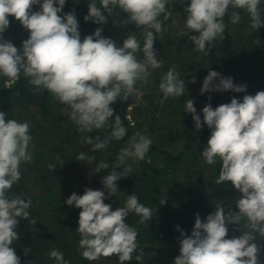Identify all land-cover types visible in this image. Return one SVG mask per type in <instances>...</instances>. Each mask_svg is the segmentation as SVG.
<instances>
[{
	"label": "clouds",
	"instance_id": "obj_1",
	"mask_svg": "<svg viewBox=\"0 0 264 264\" xmlns=\"http://www.w3.org/2000/svg\"><path fill=\"white\" fill-rule=\"evenodd\" d=\"M178 2L185 5L186 14L184 29L178 35L197 33L189 38L195 45L194 50L205 54H208L206 48L214 46V41L225 39L226 15H230L232 24H238L239 10H243L248 13L253 29L264 25L261 0ZM168 3L169 0H100L98 7L92 0L85 22L105 24L107 16L118 15L119 9L127 16L125 24L141 30L142 44L135 34H130L122 39L121 45L104 37L102 27L81 40L75 10L59 15L66 0H43L42 3L41 0H0V76L7 78L5 88L10 89L22 73L35 91L47 90L54 100L66 106V111L70 109L68 119L79 132L92 133L107 126L110 132L103 138L86 136L83 140L92 146V152L106 149L113 140L120 141L127 135L119 115H115L114 124H109L114 116L111 105L118 99L140 95L137 83L147 85L150 69L163 65L154 43L164 31L159 18L163 15L167 20L172 15ZM34 5H39L38 11H33ZM230 8L233 11L229 14ZM10 16L30 33L22 48L4 38L10 27ZM138 53L143 54V59H137ZM190 83H196L195 76ZM159 91L163 93L161 104L170 97L186 94L185 81L179 78L175 67L162 76ZM225 91L243 93L247 86L234 84L232 77L210 70L200 89L201 95ZM194 103L193 99H187L184 112L192 114L195 129L201 130L206 124L211 130L201 154L209 165L217 164V158L222 161L214 182L217 185L230 182L241 195L236 199L235 210L229 207L226 213L223 203H218L215 211L204 219L197 213L191 235L177 226L182 238L180 255L174 264H261L258 255L261 245L255 241L257 235L264 237V91L244 95L242 101L232 97L230 103L215 109L208 103L202 109L203 123ZM6 116V112L0 111V264H21L13 244L19 240L18 218L30 219L32 201L22 196L10 198L8 193L21 179V164L32 161L29 148L33 137L28 121L6 120ZM152 143L147 135L134 133L120 149L109 174L102 177L104 190L86 187L83 195L73 192L65 201L69 207L81 209L78 251L85 260L96 262L116 255L120 264L132 261L133 253L139 248L138 232L126 219L134 213L140 217L138 223L144 224L152 220L153 211L134 192L126 195L123 207L112 210V205L104 202L108 198L105 193L115 195L117 181L133 172L128 160L144 161ZM94 158L82 152L77 160L91 163ZM124 165L127 166L122 171L116 170ZM49 167L53 170L56 166ZM109 167L100 161L95 171ZM166 202L165 198L160 199L161 205ZM228 224L237 225L242 235L227 238ZM23 251L27 256L31 249L25 247ZM48 255L56 264H70L58 249H52ZM143 255L140 250L135 260L142 261Z\"/></svg>",
	"mask_w": 264,
	"mask_h": 264
},
{
	"label": "trees",
	"instance_id": "obj_2",
	"mask_svg": "<svg viewBox=\"0 0 264 264\" xmlns=\"http://www.w3.org/2000/svg\"><path fill=\"white\" fill-rule=\"evenodd\" d=\"M91 2L92 0H66L63 12L59 15L75 10L81 40L85 36L93 34L98 27H102L104 37L112 38L122 45L119 36L121 30L127 26L124 22L127 19L126 14L117 9L118 15L114 13L112 16H107V13H105L107 16V23L105 24L98 25L92 21L85 22L84 17L89 12L88 4ZM95 2L99 7L100 0H95ZM189 2L190 0H186V3ZM167 7L172 15L167 20H164L163 15L159 18L163 21L164 31L162 34H158L154 43L158 58L163 61L162 67L158 68L160 72V76H158L159 83L167 70L173 67V62H176L175 69L179 73V78L186 79L189 86L196 83L202 84L210 70L220 73L223 77H232L234 84L247 86V91L243 93L226 91V103H230L232 97L242 101L244 95H255L258 91H264V25L259 29H253L248 13L239 10L241 20L238 24L231 23L230 15L224 17L226 24L225 39H218L213 42L214 46L212 48H206L208 54L194 50L195 45L189 37L197 35L195 32H190L189 35L184 37L187 43V52L183 54L180 51L177 39L175 40L172 33V28L173 21L176 18H186L185 5L179 3L178 0H169ZM260 8L262 19H264V2L260 4ZM38 10L39 5H34L33 11ZM231 11L233 9L230 8L229 14ZM9 20L10 27L3 34L4 38L11 40L16 47L22 48L23 41L29 38L30 33L14 17L10 16ZM137 39L142 40L138 36ZM193 76L196 78V83H190ZM6 79V77L0 76V107L15 108L22 111L33 110V115L39 123L41 121L43 127L50 125L56 128L59 126L62 119L61 110L66 107L64 104L54 100L47 90L35 91L34 86L29 83L28 78H25L22 73L20 79L10 89L4 86ZM215 82L218 83L219 81ZM179 98L177 97L178 101ZM125 101L118 99L111 105L114 109V116L109 120V124H114L115 115L121 117L123 126L127 129V135L124 139L120 141L113 140L106 149L96 152L91 151L92 146L90 145V149L86 152L87 155L103 156L110 166L109 169H101L98 173L96 171L88 175L80 173V178L90 185L102 184V177L108 175L111 171V167L117 161L120 149L125 147L129 137L139 130L140 123L135 126L127 118ZM167 101L171 104V106L169 105L170 117L177 123L178 127L165 130L162 135L166 141L165 144L161 146L151 145L144 161L137 160V164L128 163L135 169L127 177H122L117 181L118 186L115 195L105 193L108 198L104 202L111 204L112 210H115L117 204L125 200L126 195L134 192L139 197L140 202L153 211L152 220L144 224L138 223L140 217L134 213L129 214L127 217L126 222L135 227L138 232L137 243L139 248L133 253L132 261L125 262V264H174L175 258L180 255L179 240L182 238L181 232L176 230L177 226L187 235H191L197 213L200 214L201 219H204L208 214L215 211L218 203H223L226 213L229 207L235 210L236 199L241 195L230 182L221 185L214 182L222 168V161L217 158V164L209 165L201 154L207 146L211 130L206 124H203L201 130L195 129L193 116L191 113L184 112L185 106L182 107L179 102V104H174L172 101H175V98L173 97H170ZM162 105L165 106L166 102ZM139 109L140 107L136 106L133 110L134 113L137 114ZM0 111L3 110L0 108ZM197 113L203 123L202 113L199 111ZM137 119L139 120L136 117L135 120ZM109 132L110 129L107 126L94 130L92 133L79 132L77 126L70 123L66 128L60 126V130H54L53 133L52 131L50 133L55 139L62 142L71 139L75 145V142H80L86 136H91L94 139L99 135L103 138ZM44 133L45 130H43ZM174 145H178L179 148L172 151L170 148L176 147ZM66 152L63 146L61 151H58L62 158H65L66 155L70 158H76L82 153L77 150L69 154ZM59 162L60 159L55 158L52 164L57 165ZM126 166L124 165L121 169L117 168L116 170L122 171L123 167ZM46 177L49 178L50 182L45 187L42 195H32L19 181L13 185L8 193L10 198L22 196L25 199L30 198L32 201L29 209L30 219L18 218L20 222L16 231L19 234V240L13 244L17 255L21 258V264H38L39 256L31 221L35 217L37 202L41 199L51 208L52 219L57 227L63 233L72 237L68 246L72 248V245L80 239L77 228L81 209L74 206L69 207L65 203L73 192L77 193L74 182L72 180L68 181L65 186L57 190L54 187L55 175L51 173ZM196 187L199 191L195 189ZM194 191H197L196 195ZM162 198L167 201L165 205L160 204ZM227 226L232 229L238 228L234 224H228ZM255 242L261 245V251L258 255L261 264H264V237L257 235ZM25 247L31 249L27 256L23 251ZM140 250H143L144 255L142 261L137 262L135 256L139 254ZM79 264L91 263L85 259H80ZM114 264H120L119 260Z\"/></svg>",
	"mask_w": 264,
	"mask_h": 264
},
{
	"label": "rangeland",
	"instance_id": "obj_3",
	"mask_svg": "<svg viewBox=\"0 0 264 264\" xmlns=\"http://www.w3.org/2000/svg\"><path fill=\"white\" fill-rule=\"evenodd\" d=\"M263 2L264 0H261V4ZM184 20L185 19L182 17L176 18L174 20L176 21V23H173L172 28V33L174 34L175 40L177 39L179 48L181 49L180 51L183 54L187 52V43L185 42L184 38L186 36H180L178 35V33L182 29H184ZM135 32L137 34L135 35L141 38V41H143V38L141 37V30L137 29L133 24H127V26L121 30V35L119 36V38H121L122 41V39L125 38L126 35L134 34ZM176 49H178V47H176ZM137 59H143V54L138 53ZM172 66L176 68V62H173ZM150 71L151 75L148 77V84L144 85L142 84V82H138L136 85L141 94L131 96V104L126 105L125 103L130 98L129 97L124 102V105L126 106L125 108L127 112V118L132 122V124H135L136 126L140 123L138 132L151 138V140L153 141L152 145L161 146L166 142L162 136L164 134V131H167L168 128L176 129L178 125L176 122H174L172 117H170L169 105L171 106V104L168 101H166L165 106L159 103V100L163 97V93L159 91V70L150 69ZM180 79L185 81L186 94L182 95L179 98V101L177 97H173L175 98V101H172L174 104L179 102L183 107L185 106V101L187 99H193L195 102L194 107L203 115L202 109L208 103H211L214 109L217 106L226 103V91L206 92L201 95L200 89L203 83H196L189 86L187 85L188 81L186 79L182 77ZM209 97H211L210 100ZM136 106L140 107L137 114L133 111ZM0 108L3 110V112L7 113L6 120L16 119L18 121H28L30 124V134L32 135L33 139L29 151L32 153V161L30 163L21 164V179L19 180V183L23 185L32 195L36 196L44 194L45 187L50 182L49 178H45V176H49L51 173L55 175L54 187L57 190H60V188L65 186L66 183L71 180L74 182L75 190L79 195L84 194L86 187L93 190H104L103 184L93 186L80 178V173L88 175L95 172V169L100 161H104L107 163L106 159L103 156L97 157L95 155H88L89 157H95L91 161V163H88L87 161L77 160L78 157L70 158L68 155H66L65 158H62V155L58 153V151H61L62 146L65 148V151H67V154L74 153L76 150L86 153L90 149V144L83 143L84 139L80 140V142H75L74 145L71 139H67L66 141L62 142L52 136L54 130H60V126L66 128L70 123L73 124V122L68 119V111L70 110L66 111V107L62 108V119L59 122V126L54 128L50 125L47 127H43L40 118L39 123L35 115H33V110L22 111L19 109H10L9 107L2 106ZM136 117L139 118V120H135ZM43 130H45L44 134ZM51 131L52 133H50ZM174 146L176 147L170 148L172 149V151L179 148L178 145ZM55 158L60 159V162L57 165L52 164V161ZM129 162H133L134 164L138 163L137 161H133L131 159H129L127 163ZM50 165L56 167L51 170V168L49 167ZM134 169L135 167L133 168V170ZM195 189L199 191L197 187ZM197 191H194L195 195L197 194ZM124 203L125 200H122L119 204H117V207H123ZM34 220L36 221V223L33 224V227L35 244L39 256L38 264H56V261L51 259L48 255L52 249H58L63 252L65 260L69 261L70 264H79V260L84 259L82 258L80 251H78L79 240H77L76 244L72 245V248L68 246V243H70L72 237H69L68 234L63 233L59 229V227H57L52 219L51 208H49L42 199L37 202ZM240 235H242V233L238 230V228H229L227 238L239 237ZM117 260L118 257L116 255H113L109 258L102 257L99 261L96 262H89L91 264H114Z\"/></svg>",
	"mask_w": 264,
	"mask_h": 264
},
{
	"label": "water",
	"instance_id": "obj_4",
	"mask_svg": "<svg viewBox=\"0 0 264 264\" xmlns=\"http://www.w3.org/2000/svg\"><path fill=\"white\" fill-rule=\"evenodd\" d=\"M131 102H132V98L130 97L127 101H126V105H130L131 104Z\"/></svg>",
	"mask_w": 264,
	"mask_h": 264
},
{
	"label": "built area",
	"instance_id": "obj_5",
	"mask_svg": "<svg viewBox=\"0 0 264 264\" xmlns=\"http://www.w3.org/2000/svg\"><path fill=\"white\" fill-rule=\"evenodd\" d=\"M43 2V0H41V3Z\"/></svg>",
	"mask_w": 264,
	"mask_h": 264
}]
</instances>
